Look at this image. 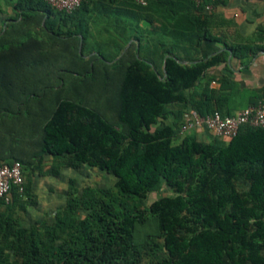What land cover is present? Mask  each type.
<instances>
[{"label": "trees", "instance_id": "trees-1", "mask_svg": "<svg viewBox=\"0 0 264 264\" xmlns=\"http://www.w3.org/2000/svg\"><path fill=\"white\" fill-rule=\"evenodd\" d=\"M204 1L150 0L141 6L128 0L133 12L148 11L153 2L181 11L169 22V38L142 42L141 36H126L115 49L94 46L84 26L62 28L85 2L66 13L45 0L9 1L13 14L0 29V161H19L23 175L33 166L57 176L60 166L86 164L113 175L118 195L89 186L77 195L71 188L51 225L23 228L12 213L35 203L25 180L22 194L13 190L11 202L0 200V264H141L137 228L148 226L162 238L148 264H264V128L243 125L227 142L188 134L173 143L182 117L175 126H153L166 118L169 105L181 108V116L187 108L230 114L220 105L235 92L225 94L224 85L208 82L199 87L228 54L202 58L204 41L222 42L240 59L264 52L262 37L227 42L211 34L199 13ZM111 69L120 78L110 98L118 127L83 97L65 93L63 83L67 73L87 81L111 77ZM261 98L264 88L246 106ZM45 155L59 162L44 170ZM238 179L249 183L247 190H237ZM164 186L175 195L153 200L144 211L121 199L146 198Z\"/></svg>", "mask_w": 264, "mask_h": 264}, {"label": "crops", "instance_id": "crops-1", "mask_svg": "<svg viewBox=\"0 0 264 264\" xmlns=\"http://www.w3.org/2000/svg\"><path fill=\"white\" fill-rule=\"evenodd\" d=\"M174 6L175 11L170 6L153 2L148 11L133 12L128 0H87L76 12L75 18L64 23L62 28L78 31L84 26L90 43L94 46L101 43L113 49L118 42H124L126 36H141L142 42L151 37L166 39L170 36L167 34L171 29L169 22L181 11L179 6ZM199 13L202 18H206V28L210 33L227 42H235L240 38L252 42L259 37L264 38V0H206ZM3 19L0 18L2 27L5 25ZM150 43L152 46L156 42ZM166 43L169 45V40ZM222 51L228 52L226 60L210 67L199 87L203 88L208 82L215 88L224 85L226 88L221 91L225 94L235 92L233 97L229 96L220 105L224 112L231 114L245 107L252 96L264 88V52L240 59L233 56L222 42L204 41L200 56L206 59ZM231 85H235L234 91L230 90ZM195 133L199 135V132Z\"/></svg>", "mask_w": 264, "mask_h": 264}, {"label": "rangeland", "instance_id": "rangeland-1", "mask_svg": "<svg viewBox=\"0 0 264 264\" xmlns=\"http://www.w3.org/2000/svg\"><path fill=\"white\" fill-rule=\"evenodd\" d=\"M11 0H0V18H6L7 14L12 15V7L9 4ZM15 1V0H12ZM2 24L0 25V29ZM243 41L245 39H238ZM246 41H250L247 39ZM58 65V64H57ZM60 66L66 67V64H59ZM102 67L101 64H99ZM111 77H100L97 79L83 80L82 78H75L72 74L67 73L63 79L65 83V88L67 89L65 93L72 94L77 99L83 97L85 100L89 101L90 105L97 109L103 117L114 124V119L116 117V108L114 103L110 101V98L115 93L116 85L119 83V72L109 70ZM112 74L115 77H112ZM160 74H163V68H160ZM91 83L94 88L92 90L85 91V84ZM101 86H105L103 93H99ZM191 91H186L188 95ZM79 100V99H78ZM182 109L177 105H169L166 118H159L157 123L153 126L160 127L163 124H172L175 126L177 119L179 120L181 116ZM183 114V113H182ZM198 140L203 142H210L214 140L213 136L208 132H203L202 135H198L195 132L191 133ZM14 138L8 137L9 143H14ZM15 140V139H14ZM181 137L175 136L173 143L180 142ZM223 141V140H222ZM4 141H2V149L4 151ZM7 142V141H6ZM226 142V141H225ZM19 144V143H18ZM58 159H53L49 155L44 156L43 168L44 170L49 167H54L58 163ZM24 179L30 181V192L34 196V204H26V209L24 211L18 207L15 208L12 213L13 218H18L20 220V226L27 228L35 223H44L46 225H51L55 220V214L59 207L63 206L66 202L68 192L72 190L80 195L82 189L85 186L92 188H109L116 195H118L115 182L116 178L113 175L106 173L105 171L99 170L96 167H90L86 164L72 169L65 168L64 166L59 167V174L57 176L46 175L40 172L35 166L24 170ZM189 180H187L188 182ZM249 183L244 179H238L236 182V188L238 191L242 192L247 190ZM175 192L172 188L164 186L159 192L149 193L146 198H127L121 197L125 200L129 208L132 210H146L148 205L155 199L163 196H174ZM24 199H27L26 197ZM3 210V209H1ZM0 210V211H1ZM85 211H79L78 216L83 217ZM1 216V214H0ZM139 236L143 238L144 249L142 250L141 264H148L150 259L153 257L152 248L155 245L162 244V238L159 234L153 232V228L148 226L147 229L141 227L137 228ZM264 253V250H263ZM9 256L12 259V252L9 251Z\"/></svg>", "mask_w": 264, "mask_h": 264}, {"label": "built area", "instance_id": "built-area-1", "mask_svg": "<svg viewBox=\"0 0 264 264\" xmlns=\"http://www.w3.org/2000/svg\"><path fill=\"white\" fill-rule=\"evenodd\" d=\"M58 11L71 13L78 9L86 0H45ZM133 4L146 6L150 0H130ZM199 4L201 0H193ZM217 1V0H211ZM210 87L215 88L214 85ZM243 125L255 128H264V98L257 100L232 114H223L218 110L201 114L194 108H187L183 114L176 134L180 137L199 132H208L213 137L229 141L238 134ZM24 175L22 164L15 160L11 163H0V200L9 203L12 200L13 190L24 192Z\"/></svg>", "mask_w": 264, "mask_h": 264}]
</instances>
